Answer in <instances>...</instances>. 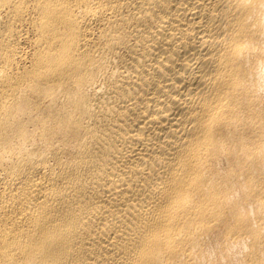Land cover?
I'll list each match as a JSON object with an SVG mask.
<instances>
[{"label":"bare ground","instance_id":"1","mask_svg":"<svg viewBox=\"0 0 264 264\" xmlns=\"http://www.w3.org/2000/svg\"><path fill=\"white\" fill-rule=\"evenodd\" d=\"M0 264H264V0H0Z\"/></svg>","mask_w":264,"mask_h":264}]
</instances>
